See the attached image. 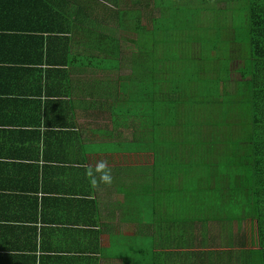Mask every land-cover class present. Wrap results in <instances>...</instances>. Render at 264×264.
Listing matches in <instances>:
<instances>
[{"label":"crops","instance_id":"0c3cea01","mask_svg":"<svg viewBox=\"0 0 264 264\" xmlns=\"http://www.w3.org/2000/svg\"><path fill=\"white\" fill-rule=\"evenodd\" d=\"M106 14L86 0H0V264H158L169 228L142 227L139 208L143 189L158 187L142 180L141 149L157 129L124 98L134 38L115 68L98 66L95 23L119 35ZM240 214L190 230L195 246L166 264H264V210Z\"/></svg>","mask_w":264,"mask_h":264},{"label":"trees","instance_id":"16d2710c","mask_svg":"<svg viewBox=\"0 0 264 264\" xmlns=\"http://www.w3.org/2000/svg\"><path fill=\"white\" fill-rule=\"evenodd\" d=\"M86 1L95 15L107 11L119 33L107 34L95 23L93 39L110 43L95 42V53L105 60L98 66L115 68L121 41L134 38L136 61L124 98L141 103L142 117H151L157 129V139L143 141L141 149L142 165L151 164V174L144 169L142 180L158 187L143 189L139 208L142 227L169 228L166 240L158 237V264L176 261L195 246L198 236L190 230L212 233L239 224L241 212L259 216L264 210V0H138L130 3L134 12L121 0ZM233 45L240 47L238 59L231 54ZM225 92L235 94L226 107ZM235 101L246 118L236 135ZM220 135L238 140L237 154L227 149L220 155L223 139L212 140Z\"/></svg>","mask_w":264,"mask_h":264},{"label":"rangeland","instance_id":"374dc122","mask_svg":"<svg viewBox=\"0 0 264 264\" xmlns=\"http://www.w3.org/2000/svg\"><path fill=\"white\" fill-rule=\"evenodd\" d=\"M121 1H122V3L125 2V3H129L130 4L131 2H135V1L137 2L138 0H121ZM218 7L221 9V8H224V5L219 4ZM147 22H148V16L146 15V18H143V23H147ZM234 26H236V25H234ZM197 48H198L197 45H195V54L196 55H197L196 51L198 50ZM226 77H227V75H223V79H225ZM227 95H226V92H225L224 94H222V97H221V100L223 101L222 104L225 107L228 106V104L226 102L231 101L234 98L235 94L234 95H230V94L227 93ZM239 109L241 110L240 106L237 104V101H235L234 102V106H233V115L235 116L234 120L235 121L239 120L238 122L235 123V126H234L235 135H236V132H239V133L241 132L240 128H238V125L239 124H243L246 121V118L244 117V114L242 113V110L240 112ZM219 139H223L222 147L226 148V149L222 150V152L220 154L221 156L226 155L227 149L229 151H231L233 154H237V144H236V142H238V140L235 141V140H233V138L231 136H227V135H224V136L220 135V137L219 136H215V137L212 138V140H214V141H218Z\"/></svg>","mask_w":264,"mask_h":264},{"label":"clouds","instance_id":"9594fccd","mask_svg":"<svg viewBox=\"0 0 264 264\" xmlns=\"http://www.w3.org/2000/svg\"><path fill=\"white\" fill-rule=\"evenodd\" d=\"M96 173L99 175V180L102 183L110 184L111 183V175L109 171L106 170V164L104 162H100L97 164ZM96 179H93L92 183L96 184Z\"/></svg>","mask_w":264,"mask_h":264}]
</instances>
